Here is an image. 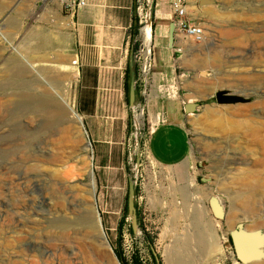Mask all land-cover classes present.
Instances as JSON below:
<instances>
[{
	"label": "rangeland",
	"instance_id": "rangeland-1",
	"mask_svg": "<svg viewBox=\"0 0 264 264\" xmlns=\"http://www.w3.org/2000/svg\"><path fill=\"white\" fill-rule=\"evenodd\" d=\"M184 1L188 17L201 24L205 35L203 42H185L184 51L176 53L183 79L195 82L188 98H194L198 108L186 119L192 170L196 186L203 191L199 195L204 204L200 209L205 211V202L213 196L224 211V219L217 224L225 242L211 250L219 258H210V264H239L233 256L229 231L241 224L247 230L264 233V194H256L254 214L247 213L235 198L247 192L248 182L258 179L264 183V175L252 179L238 172L263 166L260 158L264 132L257 140L249 128L256 117L243 115L242 108L264 100V0H208L206 4L202 0ZM47 3L0 0V28L12 41L0 35V261L6 264L10 255L13 264H118L113 247L125 259L135 245L146 253L142 217L139 222L137 215L140 233L131 236L130 220L124 211L128 177L132 176L134 182L144 178L138 171L145 161L140 156L138 168L135 161L145 139V130L141 129L146 114L142 108L128 109L121 146L129 153V170L109 167L98 172L83 121L82 125L74 122L62 98L51 90L61 88L70 106L72 92L69 94L67 86L71 82L66 74L45 59L31 61L20 49L29 29L46 21L42 9ZM139 4L142 15L151 13L153 36L156 0H140ZM135 39L140 43L142 34ZM14 47L24 57L15 55ZM9 66L18 71L6 72ZM72 75L75 77L77 72ZM222 90L243 97L245 102L218 104L214 94ZM143 97L134 102L135 106L144 102ZM51 98L62 108L60 119L44 115L37 106ZM36 106L38 109L32 110ZM116 161L117 156L112 163ZM35 164L39 167H31ZM262 186L259 190L264 193ZM89 209L110 247L103 245L93 228L84 223ZM176 238L179 240L170 243V248L188 249L190 253L196 249L193 235ZM185 239L188 242L182 246L179 242ZM5 246L10 249L3 251ZM151 247L156 253L153 242L148 245ZM158 250L162 248L158 246ZM167 260L176 264L170 255ZM187 260L192 264L200 261L191 257ZM250 264H264V258Z\"/></svg>",
	"mask_w": 264,
	"mask_h": 264
},
{
	"label": "crops",
	"instance_id": "crops-1",
	"mask_svg": "<svg viewBox=\"0 0 264 264\" xmlns=\"http://www.w3.org/2000/svg\"><path fill=\"white\" fill-rule=\"evenodd\" d=\"M171 1L156 0L148 95L143 97L146 98L143 104L135 106L142 108L149 121H154L158 114L166 119L148 137V161L138 171L144 178L135 180V205L139 222L142 217L143 231L152 240L161 264H169V255L176 264H192L187 260L190 257L200 260L199 264H210V258L217 256L211 250L223 245L225 239L208 200L205 211L200 209L204 205L199 198L203 191L196 186L192 170L186 128L189 114L184 112V105L190 100L195 101L188 98L195 82L183 79L179 57L169 46ZM139 2L85 0L83 7L69 15L57 0L50 1L42 9L46 21L30 28L20 42L21 51L31 61L45 59L47 64L59 67L66 74V80L71 82V86H67L69 94L72 92L69 103L82 117L98 172L109 167L129 170V153L121 145L122 130L128 109H131L128 94L134 71L132 52L137 39L133 34L138 32ZM75 59L77 65L74 67L72 61ZM75 72L74 77L72 73ZM168 86H173L176 93L173 99L166 95ZM141 96V89L136 84L135 101ZM119 120L122 121L121 135L117 134ZM116 156L119 161L113 164ZM173 217L176 218L174 222ZM183 234L195 237L196 249L191 253L188 249L170 248V243L179 240L176 237ZM187 242L185 239L179 243L183 246ZM158 246L162 248L160 252Z\"/></svg>",
	"mask_w": 264,
	"mask_h": 264
},
{
	"label": "built area",
	"instance_id": "built-area-1",
	"mask_svg": "<svg viewBox=\"0 0 264 264\" xmlns=\"http://www.w3.org/2000/svg\"><path fill=\"white\" fill-rule=\"evenodd\" d=\"M53 0H46V2H50ZM60 2L65 13L69 15H73L78 8H81L85 5V0H57ZM184 0H172L169 4L170 10L172 13V22L174 23V45L173 50L176 53H180L184 51L185 42H192V43H201L203 42L205 35H204V28L198 21H194L189 19L187 15V10L185 6ZM138 10V32L137 34H142V39L140 43L137 41V45L132 52V63L137 70L135 76V85L141 89L142 96L148 95L147 84L149 81V75L151 72L150 60H151V50H152V35H151V27L152 21L146 16L142 15L141 13V6L140 4L137 5ZM148 19V20H147ZM148 26L150 30V41L148 45V49L150 50L147 56L144 55L145 51V41H144V34L143 29ZM136 37V36H135ZM138 40V39H137ZM73 65H77L76 59L72 61ZM166 95L168 98H175L176 93L174 92L173 86H168L166 89ZM184 104V101H182ZM142 110V109H141ZM143 111V110H142ZM166 121L165 117L162 114H158L154 121H149L146 119V124H143L141 130H145V139L142 141V149L139 151V157L141 156L143 161H148V152L146 149V145L148 143V137L152 134L155 127L158 124L164 123ZM139 130V129H138ZM142 253L141 262L142 264H148L150 262V257L148 253Z\"/></svg>",
	"mask_w": 264,
	"mask_h": 264
},
{
	"label": "water",
	"instance_id": "water-1",
	"mask_svg": "<svg viewBox=\"0 0 264 264\" xmlns=\"http://www.w3.org/2000/svg\"><path fill=\"white\" fill-rule=\"evenodd\" d=\"M208 0H202L201 3H208ZM148 18H151V13L147 12ZM168 42L169 46L174 45V23H170L168 32ZM215 100L218 104H236L244 103L245 99L239 95L229 94L226 91H216L214 94ZM135 73L131 74L130 84H129V94H128V104L131 109L135 108ZM64 104V102H63ZM69 110V106L64 104ZM198 104L195 102H187L184 105V112L186 114H193L197 111ZM135 165L138 168L140 166V157L137 152ZM203 181V179H201ZM218 200L215 197H210L208 200V205L213 217L216 220L224 219V211H221L217 205ZM220 204V203H219ZM221 205V204H220ZM223 210V208H222ZM126 211L127 216L130 220V226L134 235L139 234L138 221H137V210L135 205V182L132 176L128 177V190L126 196ZM231 247L233 250V256L239 264H250L256 261H260L264 258V233L259 230H246L241 224L235 226L234 229L230 230L228 233ZM99 239V238H98ZM99 241H101L99 239ZM102 242V241H101ZM106 245L109 244L106 242ZM110 247V246H109ZM152 255L155 257L156 262H159L158 257L154 249L151 247ZM114 253V252H113ZM115 255V254H114ZM116 257V256H115ZM116 260L118 264L117 257Z\"/></svg>",
	"mask_w": 264,
	"mask_h": 264
},
{
	"label": "bare ground",
	"instance_id": "bare-ground-1",
	"mask_svg": "<svg viewBox=\"0 0 264 264\" xmlns=\"http://www.w3.org/2000/svg\"><path fill=\"white\" fill-rule=\"evenodd\" d=\"M145 33H146V43H147V54H149L150 50L148 49V45H149V41H150V30H149V27H145L144 29ZM0 35L5 38V40L7 39L10 43L12 42L5 34L4 32L2 31V28H0ZM3 46V45H2ZM19 49V48H18ZM16 47H14V51H15V55L21 57L24 55H22L19 50H18ZM187 52H190V50H188V48H186ZM189 54V53H188ZM28 60V59H27ZM25 60V61H27ZM30 63V62H29ZM11 66V65H10ZM7 67V69L5 70L6 72H10V73H15V71L17 72L18 70H14V68L12 67ZM38 76V75H37ZM42 79V78H41ZM45 82V81H44ZM54 85V84H53ZM52 85V87H53ZM54 93V95L56 96H59L62 98V101H64V104H66L67 106H69L67 104V102L65 101V98L63 96V94H61V88L59 87H53L51 89ZM49 93H47V96ZM46 96V95H45ZM41 98V97H40ZM39 98V99H40ZM45 98V97H44ZM50 98V97H49ZM60 98V99H61ZM33 101V100H32ZM31 101V102H32ZM30 102V103H31ZM38 102V101H37ZM192 102V101H191ZM38 107H41L44 115L47 114L49 115L50 117H52L53 119H60L59 117L62 115V108L58 106V104L55 103V101L52 100L51 98V101H42L39 105L37 104ZM34 107L32 108V110H37L38 107ZM69 111L74 115V122H76L77 124L79 125H82V117L80 115H78L70 106H69ZM254 108V109H253ZM30 109V108H29ZM257 110V112H253V110ZM242 111H243V115H246V116H255L256 118H253L251 120V125H250V130L254 133L255 137L257 138V140L260 139V134L262 132H264V100H262L261 102L257 103V104H254V106H252L251 104L250 105H247L245 107L242 108ZM33 122V121H32ZM64 126V125H63ZM82 128V127H81ZM262 146V161H261V164L263 165L262 168H258V169H248V168H241L239 169L238 172H241L242 175H246L248 177H251L252 179L253 178H256V177H260V176H263L264 175V142L261 144ZM91 149V148H90ZM242 156V155H241ZM243 158H245L243 156ZM243 160V159H242ZM69 166V165H67ZM31 167H34V168H38L39 165L38 164H35V165H32ZM89 174H92V172H90ZM92 177V176H91ZM93 184V183H92ZM246 185H248V189H247V192L241 194V195H237L236 198V202H239L241 204V207L244 208L245 211H247V213H251V214H254L255 212V201L257 199V195L260 193V194H264L263 192H261L259 189V187L263 188L262 185H264V183L258 179H254L253 181H250L248 182ZM92 191V190H91ZM258 191V192H257ZM264 191V189H263ZM257 194V195H256ZM68 197V196H67ZM217 199V198H216ZM76 202V201H75ZM83 207V206H82ZM219 207V206H218ZM86 208V206L84 207ZM88 209V208H87ZM90 212L84 216V223L86 224L87 228L91 227L93 228L94 232H95V236L96 238H99L101 241H102V244L106 246V238L105 236L101 233L100 231V224L95 222V219H94V216H93V212L91 209H89ZM88 210V211H89ZM221 211H223L221 208H220ZM80 214V213H79ZM77 217V216H76ZM89 218V220L87 219ZM78 218H75L74 221L77 222ZM77 229V228H75ZM81 230V229H80ZM247 230V229H246ZM199 232V231H198ZM197 235V234H196ZM201 237V236H200ZM207 237V236H206ZM203 239V238H202ZM8 241V240H7ZM10 241V240H9ZM8 241V242H9ZM199 241V240H198ZM201 242V241H199ZM203 243V242H202ZM206 243V242H205ZM6 244V242H5ZM10 247V246H9ZM8 246L5 248H2L3 251H7L8 249ZM13 248V247H12ZM264 250V249H263ZM17 251H20V250H17ZM23 252V251H21ZM14 253H17V252H14ZM22 254V253H20ZM14 261L13 259L10 258V255H8V259H7V262L6 264H13ZM0 264H4V261H0ZM180 264V263H179Z\"/></svg>",
	"mask_w": 264,
	"mask_h": 264
},
{
	"label": "trees",
	"instance_id": "trees-1",
	"mask_svg": "<svg viewBox=\"0 0 264 264\" xmlns=\"http://www.w3.org/2000/svg\"><path fill=\"white\" fill-rule=\"evenodd\" d=\"M137 35V31L134 32L133 36H136ZM134 73H135V76H136V73H137V70L136 68L134 67ZM126 200V199H125ZM125 212L126 211V203H125V209H124ZM126 214L124 215V217L122 218L120 224L118 225V230L121 231V228L124 224V220L126 219ZM129 234L131 236H133V232H132V229H131V226H130V223H129ZM122 236V235H121ZM144 239L143 241L145 242L146 244V252L148 253L149 257H150V262L148 264H161V262H156L155 260V257L152 255V252L150 250V248H148V245L152 244V240L150 239L149 236H147L146 233H144ZM113 252L115 254V256L117 257L118 261L120 262V264H142L141 262V257H142V253H141V250H139L136 245L134 247V249L132 250L131 252V255L128 259H125L123 256H122V253L119 251V249L117 247H113Z\"/></svg>",
	"mask_w": 264,
	"mask_h": 264
}]
</instances>
